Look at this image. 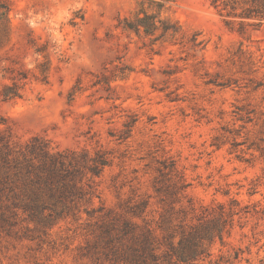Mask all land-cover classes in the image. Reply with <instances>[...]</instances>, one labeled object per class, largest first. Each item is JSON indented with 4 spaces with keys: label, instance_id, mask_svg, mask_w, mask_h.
I'll list each match as a JSON object with an SVG mask.
<instances>
[{
    "label": "rangeland",
    "instance_id": "1",
    "mask_svg": "<svg viewBox=\"0 0 264 264\" xmlns=\"http://www.w3.org/2000/svg\"><path fill=\"white\" fill-rule=\"evenodd\" d=\"M7 1L0 138L61 155L73 196L32 218L5 191L0 264H155L222 211L196 264H264V21L241 0ZM141 10L178 32L125 28Z\"/></svg>",
    "mask_w": 264,
    "mask_h": 264
},
{
    "label": "trees",
    "instance_id": "2",
    "mask_svg": "<svg viewBox=\"0 0 264 264\" xmlns=\"http://www.w3.org/2000/svg\"><path fill=\"white\" fill-rule=\"evenodd\" d=\"M146 0H143L144 3ZM245 4L243 8L242 18L264 21V0H241ZM231 2V3H228ZM215 6L224 7L223 10L230 8L237 10L238 0H213ZM162 5H159L161 8ZM161 12V10H159ZM10 4L7 0H0V23L6 28L10 22ZM143 15V16H142ZM129 30L139 33L143 31L146 36H154V40L158 41L169 32L176 34L178 28L176 25H171L168 20H163L155 15L148 14L145 10H141L136 16L135 21H126V27ZM160 32L159 35L156 34ZM37 138L28 143L26 152H17L0 138V196L9 191L12 195L13 207L23 209L32 218L39 217L40 213L50 206L43 201L44 194L49 199H56L57 202L63 204V208H70L66 202L73 196L72 189L67 182L68 173H64L63 162L58 161L61 155L50 154L35 145ZM19 154L23 161L19 162ZM42 154V155H40ZM33 156V158H30ZM39 163L34 164L33 159H39ZM22 177L20 183L13 181L11 174ZM74 190H78L73 185ZM21 199L18 204L15 202ZM9 206L0 203V217L4 218L5 213L2 209ZM226 213L221 212L218 218L206 223L193 224L188 227L181 226L179 229L180 239L177 245L173 244L170 239L172 235H168L167 249L163 254V261L156 254L151 255L155 264H196L204 257L210 254L205 249V241L211 243L219 238L223 242V232L225 225H222ZM219 225V226H218ZM219 227V228H218ZM143 252H151L152 245L150 238L144 239ZM144 256H142L143 258ZM145 260V258H143ZM144 264H146L144 262Z\"/></svg>",
    "mask_w": 264,
    "mask_h": 264
}]
</instances>
